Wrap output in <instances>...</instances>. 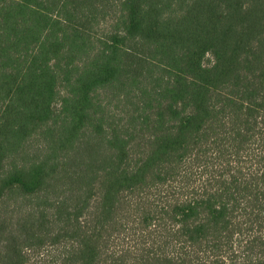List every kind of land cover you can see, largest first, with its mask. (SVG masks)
Segmentation results:
<instances>
[{
  "label": "trees",
  "instance_id": "trees-1",
  "mask_svg": "<svg viewBox=\"0 0 264 264\" xmlns=\"http://www.w3.org/2000/svg\"><path fill=\"white\" fill-rule=\"evenodd\" d=\"M264 264V0H0V264Z\"/></svg>",
  "mask_w": 264,
  "mask_h": 264
},
{
  "label": "rangeland",
  "instance_id": "rangeland-1",
  "mask_svg": "<svg viewBox=\"0 0 264 264\" xmlns=\"http://www.w3.org/2000/svg\"><path fill=\"white\" fill-rule=\"evenodd\" d=\"M37 257L38 256L36 254H33V256L30 257L28 264H36V263H38Z\"/></svg>",
  "mask_w": 264,
  "mask_h": 264
}]
</instances>
